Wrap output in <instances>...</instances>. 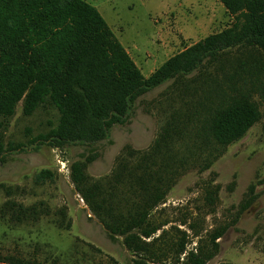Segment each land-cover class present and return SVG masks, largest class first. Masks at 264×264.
Instances as JSON below:
<instances>
[{"label": "trees", "instance_id": "1", "mask_svg": "<svg viewBox=\"0 0 264 264\" xmlns=\"http://www.w3.org/2000/svg\"><path fill=\"white\" fill-rule=\"evenodd\" d=\"M219 1L231 15V23L145 76L100 11L87 0H0V161L6 153L24 148L23 142L4 141L20 101L24 115L39 109L56 114L50 129L30 141L36 148L92 144L108 138L114 125L126 123L141 95L173 80L171 87L184 102V91L198 92L192 84L197 79L188 75L196 70L203 73L200 82L208 90L202 87L200 92L202 112L195 116L173 109L150 151L125 146L112 173L100 178L87 172L96 153L70 164L76 192L106 230L123 236L135 256L132 264H160L169 258L172 264H207L219 252V238L237 220L204 233L198 217L183 220L197 237L195 248L186 251L188 232L175 225L165 228L169 221L153 217L184 170L209 168L226 146L243 137L262 117L253 95L264 101V0ZM233 48L241 49L246 57L229 74L224 69L225 54ZM212 65H216L213 72L209 70ZM195 120L201 124H191ZM189 128L195 130L193 135ZM185 133L189 137L184 149L176 150L174 141ZM205 138L212 140L208 153ZM54 175L51 169H42L35 180L44 182ZM3 188L7 198L0 204V218L23 223L52 214L44 201L25 204L16 199L25 193L20 185ZM219 188L208 186L209 206L218 198ZM247 194L241 212L256 197L253 184ZM54 215L59 227L71 226L64 208ZM0 264L42 263L3 255Z\"/></svg>", "mask_w": 264, "mask_h": 264}, {"label": "rangeland", "instance_id": "2", "mask_svg": "<svg viewBox=\"0 0 264 264\" xmlns=\"http://www.w3.org/2000/svg\"><path fill=\"white\" fill-rule=\"evenodd\" d=\"M87 1L100 11L145 76L169 57L224 29L232 21L219 0ZM225 57L224 69L230 74L246 54L233 48ZM216 65L209 70L213 72ZM188 77L197 79L192 84L198 86V92L191 95L184 91V102L171 87L173 80H167L137 98L126 123L114 125L108 138L92 144L63 147L42 144L36 148L30 141L50 129L56 122V114L39 109L32 115H24L23 101H20L4 141L23 142L24 148L6 153L0 161V204L7 198L5 185H20L25 193L16 195V199L25 204L44 201L52 214L23 223L0 218V256L16 255L42 264H132L135 256L126 248L123 236L106 230L76 192L70 164L96 153L87 172L100 178L112 173L125 146L150 151L173 109H181L184 114L193 112L195 116L202 112L200 92L202 87L208 90L200 82L204 79L203 73L196 70ZM253 97L259 103L261 119L243 137L226 146L209 168L184 170L168 192L165 203L153 212L155 219L169 221L165 228L175 225L188 232L186 251L195 248L197 237L182 224L183 220L193 221L198 217L204 233L237 218L219 238V252L207 264H264V101L258 94ZM195 122L198 123L195 120L191 124ZM189 131L193 135L195 130L189 128ZM188 137L186 133L181 134L174 141L175 149L183 150ZM203 142L208 153L212 140L205 138ZM160 160L159 157L156 162ZM42 169L54 171V178L37 183L35 175ZM216 184L220 186L218 198L209 206L206 190ZM251 184L256 197L241 212ZM60 208L71 219L69 228H61L55 222L54 211ZM160 264H172V259Z\"/></svg>", "mask_w": 264, "mask_h": 264}]
</instances>
